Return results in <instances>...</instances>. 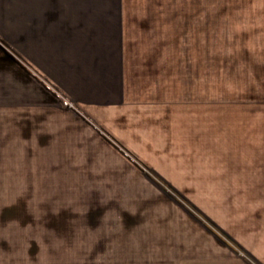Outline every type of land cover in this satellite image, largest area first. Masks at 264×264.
Here are the masks:
<instances>
[{
	"label": "crops",
	"instance_id": "0c3cea01",
	"mask_svg": "<svg viewBox=\"0 0 264 264\" xmlns=\"http://www.w3.org/2000/svg\"><path fill=\"white\" fill-rule=\"evenodd\" d=\"M0 3V19L10 28H0V37L33 68L0 57V264H34L36 254L40 264L64 262V220L58 210L35 207L34 186L59 170L66 138L80 128L66 98L96 115L127 152L173 186L247 177V163L231 156L251 155L248 149L264 138L258 110L264 114L258 94L264 90V2ZM139 191L133 194L138 211H113L106 222L90 219L96 251H102L90 264L220 259L218 244L210 247L181 211L143 186ZM127 215L137 223L128 225ZM41 229L52 237L39 248Z\"/></svg>",
	"mask_w": 264,
	"mask_h": 264
},
{
	"label": "rangeland",
	"instance_id": "374dc122",
	"mask_svg": "<svg viewBox=\"0 0 264 264\" xmlns=\"http://www.w3.org/2000/svg\"><path fill=\"white\" fill-rule=\"evenodd\" d=\"M19 1L24 2V0ZM131 1L188 4L207 0ZM208 1L211 3L264 2V0ZM3 3H0V9ZM3 15L7 18L8 13L3 11ZM0 28L6 29V32L10 29L1 19ZM0 57L5 61L9 58L14 62L11 64L13 66L30 72L33 70L32 66L27 64L25 59L1 37ZM262 81H264V75H262ZM258 94L264 100V90L259 91ZM66 99L67 109L73 111V117L77 124L80 123V128L78 133L69 132L66 138L68 146L65 149L66 159L64 163L58 165L59 170H50L48 180L46 176L44 177V185L34 186L35 207L37 203L43 211L58 210L60 221L64 220V236L62 237L65 238L66 251L63 252L64 262L59 264H80V262L90 264V256L98 257L102 251H96L98 245L90 230L92 224L90 219L98 217L101 222H106L110 220L113 211H138L141 204L137 202V195L133 194H139L142 186L153 198L159 194L162 201L166 200L170 206L175 207L191 220L195 227L205 232L204 241L206 238L210 247H213L214 243L218 244L220 252H223L219 254L220 259L209 258L203 264H264L263 137L259 139L257 149H248L251 155L239 153L240 155L231 156L239 162L247 163L243 166L250 168V171L246 172L247 177L243 180L221 181L222 185L217 186H173L170 179L151 170L139 159V156L127 152L109 134L103 124L97 121L96 115L91 116L77 107L74 100ZM258 110L259 115H264L262 108L258 107ZM78 135L79 138H77ZM103 143L107 146L102 145ZM55 164L57 165V162ZM46 183H49V186ZM0 189L2 190L1 187ZM128 195L133 197L126 200L125 196ZM165 205L160 204L161 207ZM127 216L128 218L125 219L128 220L125 221L128 225L133 226L137 223L138 219L132 218L131 215ZM111 220L116 221V219ZM43 222L46 223V221ZM48 231V229L39 230L41 241L39 242L38 236L35 237L37 246L46 242L47 237H52ZM109 236L104 234L101 237L104 238V242H108ZM78 237L80 241L75 244ZM91 240L93 252L90 249ZM79 250H81L82 258L76 261L74 254H80ZM114 253L108 252L109 257ZM51 261V264H58L52 259ZM40 262V255L36 254L34 264H40Z\"/></svg>",
	"mask_w": 264,
	"mask_h": 264
}]
</instances>
